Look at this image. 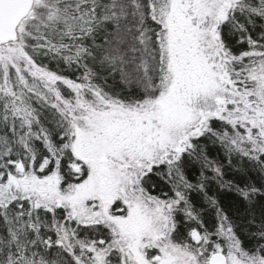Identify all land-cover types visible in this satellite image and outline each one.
<instances>
[{
  "label": "snow or ice",
  "instance_id": "6c2138e0",
  "mask_svg": "<svg viewBox=\"0 0 264 264\" xmlns=\"http://www.w3.org/2000/svg\"><path fill=\"white\" fill-rule=\"evenodd\" d=\"M0 264H264V0H0Z\"/></svg>",
  "mask_w": 264,
  "mask_h": 264
}]
</instances>
